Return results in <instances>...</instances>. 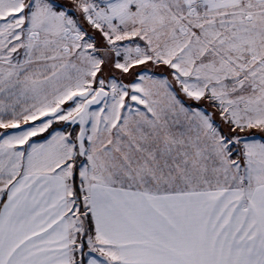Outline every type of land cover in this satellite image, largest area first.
<instances>
[{
    "label": "snow or ice",
    "instance_id": "snow-or-ice-1",
    "mask_svg": "<svg viewBox=\"0 0 264 264\" xmlns=\"http://www.w3.org/2000/svg\"><path fill=\"white\" fill-rule=\"evenodd\" d=\"M252 130L264 0H0V264H264Z\"/></svg>",
    "mask_w": 264,
    "mask_h": 264
},
{
    "label": "rangeland",
    "instance_id": "rangeland-1",
    "mask_svg": "<svg viewBox=\"0 0 264 264\" xmlns=\"http://www.w3.org/2000/svg\"><path fill=\"white\" fill-rule=\"evenodd\" d=\"M60 2L62 3H70V0H60ZM77 15H79L77 13ZM84 25V28L89 31L90 34H93L97 37V39L99 40L100 37H99V34L96 33L93 29H91V27L89 25H87L85 22L81 21ZM22 51L21 50V54H22ZM153 71H155L156 73L158 74H161V75H168V69L164 66H161V67H158V68H154ZM105 73L107 74L108 73V69L105 70ZM118 75V73H117ZM127 79V78H125ZM186 103H192L191 101H187L186 100ZM71 104V103H70ZM201 104V107H208V104L206 101H201L200 102ZM65 107H68V105H65ZM143 106H141L142 108ZM211 110V109H209ZM217 122L219 123V120L217 119ZM67 128V125L64 124V122H56L53 124V128L52 129H49V132H45V133H42L39 137H34L33 140H35L36 142H42V140L46 137H48L49 133L52 132L53 130H61V129H65ZM76 130L78 131V128L76 127ZM249 135H254L256 137H260V136H264V133H260L259 131L257 130H252L250 133H248Z\"/></svg>",
    "mask_w": 264,
    "mask_h": 264
},
{
    "label": "water",
    "instance_id": "water-1",
    "mask_svg": "<svg viewBox=\"0 0 264 264\" xmlns=\"http://www.w3.org/2000/svg\"><path fill=\"white\" fill-rule=\"evenodd\" d=\"M71 102H69V104H70ZM94 108H95V106H94ZM66 125V124H65ZM75 127H77L78 128V126H75Z\"/></svg>",
    "mask_w": 264,
    "mask_h": 264
}]
</instances>
